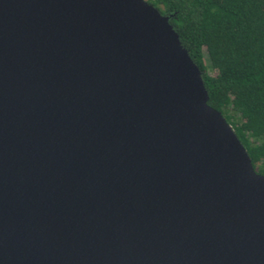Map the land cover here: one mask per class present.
<instances>
[{"label":"water","instance_id":"obj_1","mask_svg":"<svg viewBox=\"0 0 264 264\" xmlns=\"http://www.w3.org/2000/svg\"><path fill=\"white\" fill-rule=\"evenodd\" d=\"M0 264H264V174L147 0H0Z\"/></svg>","mask_w":264,"mask_h":264},{"label":"trees","instance_id":"obj_2","mask_svg":"<svg viewBox=\"0 0 264 264\" xmlns=\"http://www.w3.org/2000/svg\"><path fill=\"white\" fill-rule=\"evenodd\" d=\"M202 71L208 104L264 174V0H147Z\"/></svg>","mask_w":264,"mask_h":264}]
</instances>
